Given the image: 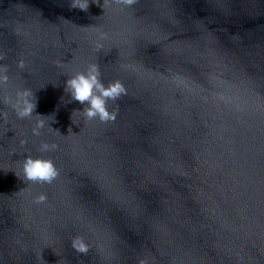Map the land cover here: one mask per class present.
<instances>
[{
    "label": "water",
    "instance_id": "1",
    "mask_svg": "<svg viewBox=\"0 0 264 264\" xmlns=\"http://www.w3.org/2000/svg\"><path fill=\"white\" fill-rule=\"evenodd\" d=\"M0 74V264H264V0H0Z\"/></svg>",
    "mask_w": 264,
    "mask_h": 264
},
{
    "label": "clouds",
    "instance_id": "2",
    "mask_svg": "<svg viewBox=\"0 0 264 264\" xmlns=\"http://www.w3.org/2000/svg\"><path fill=\"white\" fill-rule=\"evenodd\" d=\"M89 6V0H72V7L86 11ZM22 66V65H21ZM98 66L95 64L89 65L85 72H80L67 80V89L70 91L74 100L80 103L87 102L88 107L83 111V114L89 119L99 118L101 121H106L110 118L106 104L108 99H117L123 91L122 85L119 82L108 85L107 87L100 80ZM7 75L0 74V84L6 83ZM18 101L13 105V110L20 119L29 118L32 115L36 105L32 101V93L25 90L17 93ZM45 126L43 119L39 120L36 128L33 129L34 135H39L38 129ZM48 144H42L41 150L48 151ZM55 147V145H52ZM22 172L25 180L32 182H51L58 174L54 163L50 159H33L27 157L22 164ZM45 199L44 195L38 198L37 202H42ZM73 240V248L81 253L87 252V246L83 241L79 244Z\"/></svg>",
    "mask_w": 264,
    "mask_h": 264
}]
</instances>
